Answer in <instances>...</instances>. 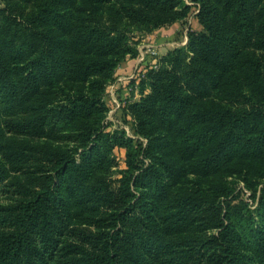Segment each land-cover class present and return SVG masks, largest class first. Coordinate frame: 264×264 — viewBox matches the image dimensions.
<instances>
[{
  "label": "trees",
  "instance_id": "trees-1",
  "mask_svg": "<svg viewBox=\"0 0 264 264\" xmlns=\"http://www.w3.org/2000/svg\"><path fill=\"white\" fill-rule=\"evenodd\" d=\"M193 5L108 131L131 27ZM0 264H264V0H2Z\"/></svg>",
  "mask_w": 264,
  "mask_h": 264
},
{
  "label": "rangeland",
  "instance_id": "rangeland-1",
  "mask_svg": "<svg viewBox=\"0 0 264 264\" xmlns=\"http://www.w3.org/2000/svg\"><path fill=\"white\" fill-rule=\"evenodd\" d=\"M198 7L193 5L191 13L183 21H178L175 28H172L171 32L176 34L171 40L172 45H166L165 48L161 49V45L157 44L155 34L153 30L150 33L138 31L136 28L131 27L129 33L130 42L133 46L139 50L141 54L144 52V59L140 60V55L135 57L133 61L128 62L127 58L132 59L133 57L128 56L125 61L119 66L116 76L110 80L106 86L105 100L109 102V110L105 122L107 124V130L114 132H123L126 136L132 138H138L136 133V119L129 110V105L132 101L138 100L141 97L139 91L140 79L139 76L143 75L144 72L150 65L157 67V59H159L167 51L185 45V36L188 30L200 29L201 26L197 19ZM176 23V22H175ZM167 26V25H166ZM159 35V34H157ZM149 47V48H148ZM148 48V49H147ZM148 50V52H147ZM141 57H143L141 55ZM148 62V63H147ZM147 63V65H146ZM137 77L135 85H128V81ZM134 89V93L132 92ZM150 87L147 84L146 91H149ZM142 140H144L142 138ZM117 160L119 161V167L124 168L126 166V148L116 147L114 150ZM117 176V174H116ZM239 187L242 188V195L248 197L250 191L243 187V183H240ZM252 204V200H250Z\"/></svg>",
  "mask_w": 264,
  "mask_h": 264
},
{
  "label": "crops",
  "instance_id": "crops-1",
  "mask_svg": "<svg viewBox=\"0 0 264 264\" xmlns=\"http://www.w3.org/2000/svg\"><path fill=\"white\" fill-rule=\"evenodd\" d=\"M176 24H178V22L176 23H173V24H170V25H167V26H163V27H160V28H157L155 31H154V34H155V41L157 44H160L161 45V49L165 48L166 45H172L171 43V40L174 38V36L176 34H174L173 32H171L172 28H175ZM159 34V35H157ZM185 39H186V42H187V34L185 36ZM134 58L130 59V58H127L128 62L130 63L131 61H133Z\"/></svg>",
  "mask_w": 264,
  "mask_h": 264
},
{
  "label": "built area",
  "instance_id": "built-area-1",
  "mask_svg": "<svg viewBox=\"0 0 264 264\" xmlns=\"http://www.w3.org/2000/svg\"><path fill=\"white\" fill-rule=\"evenodd\" d=\"M1 6H2V0H0V7H1ZM148 48H149V47H148ZM148 48H147V49H148ZM147 52H148V50H147ZM139 55H140V56H139V57H140V60L142 61V60L144 59V56H145V55H144V52H142V50H141V54H140V52H139ZM141 55H142L143 57H141ZM130 79H132V78L130 77Z\"/></svg>",
  "mask_w": 264,
  "mask_h": 264
}]
</instances>
